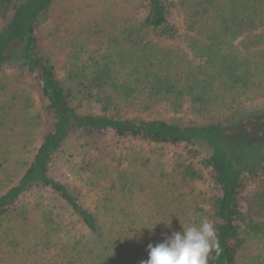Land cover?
Wrapping results in <instances>:
<instances>
[{
    "label": "trees",
    "instance_id": "obj_1",
    "mask_svg": "<svg viewBox=\"0 0 264 264\" xmlns=\"http://www.w3.org/2000/svg\"><path fill=\"white\" fill-rule=\"evenodd\" d=\"M111 1L100 4L99 28L46 30L56 0H0V72L18 46L19 74L48 124L29 160L0 147V255L40 264L55 248L48 264H140L162 233L206 219L222 249L208 264H264L259 244L246 254L252 240H264V156L251 155L264 151L252 145L255 133L264 139V0ZM16 91L0 104V126L32 104ZM166 110L188 119L159 116ZM73 135L177 153L169 171L159 160L146 169L151 159L133 155L128 165L143 167L112 166L109 192L89 207L49 174ZM12 153L18 159L9 165ZM167 174L172 186L206 183L204 204L132 198L133 187L152 188ZM159 221L171 229L145 227Z\"/></svg>",
    "mask_w": 264,
    "mask_h": 264
},
{
    "label": "rangeland",
    "instance_id": "obj_2",
    "mask_svg": "<svg viewBox=\"0 0 264 264\" xmlns=\"http://www.w3.org/2000/svg\"><path fill=\"white\" fill-rule=\"evenodd\" d=\"M102 1L104 0H56L46 19V25H48L46 30L54 29V26L63 25L70 26L73 29H76L75 27L77 26L88 30L99 28L94 26V21L101 11L102 7H100V4ZM111 2L116 5L123 4L122 0H113ZM104 28L107 31V27ZM111 29L113 31L114 28ZM18 49V46H16L12 50V59L4 65L0 72V104L7 100L9 95L15 90L20 91L23 96L29 97L32 104L24 114L15 116V123L11 122L13 120L11 118V121H4V124L0 126V147L12 151L17 147L20 153L22 151L25 152V158L29 160L36 151L40 138L48 128V124L43 121L39 101L36 99L34 89L31 88L29 77H23L19 74L17 67L19 65ZM3 85L4 88H2ZM36 116L38 117L35 118ZM159 116L175 122L180 118L188 119L186 114L168 112L167 110ZM31 118L34 119L30 120ZM260 133L261 131L254 135V137L258 138L257 140L250 138V140L255 139L252 145L258 150L259 148L262 150L264 147V139H261ZM84 139V141L78 140L76 135L68 139L62 148L63 151L56 156L49 168V174L54 179L67 185L69 190L75 193L78 198H82L81 200L85 201L89 207L91 206L92 198H98L109 192L108 181L111 176L110 169L112 166L116 169L118 165L120 170L127 169L128 171L134 170V167L137 166L143 167V165H133L132 168L128 165L129 158L133 155L142 160L151 159V162L146 165V169L154 166V160H159V165L163 166L165 171H169L168 165L171 164L174 154L177 153L174 152V148L171 146L135 141L119 142L112 135L103 137L86 135ZM81 142L84 143L83 147L80 145ZM12 144L14 145L12 146ZM251 155L256 156V158H253V162L258 161L264 156V151L261 153L251 152ZM17 159L18 155L12 153L11 162L8 164H14ZM142 160H139V162H142ZM21 164L19 167H21ZM165 177H167L164 179L166 182L161 181L158 184H154L152 188L133 187L132 198H140L149 202L151 198H183L185 196V198H204L201 201V204H204L205 198L208 197L209 193V187L206 183L191 182L185 186H176V184L172 186V183L171 185L167 184L168 181H171V175L167 174ZM15 182L16 179L13 180V183ZM40 192L43 193L42 191ZM29 196L32 198L34 195ZM251 243L252 246L246 254L252 253L256 244H259L261 249L264 248V240H252ZM251 243L249 242L250 245ZM56 254L57 249L55 248L44 250L40 256L43 257L40 264H48V259L53 258ZM14 258L15 256L9 254V252L2 253L0 255V264H31L30 261H21L19 257ZM126 261L128 264L132 262L130 257ZM243 262L244 259H242L241 264Z\"/></svg>",
    "mask_w": 264,
    "mask_h": 264
},
{
    "label": "clouds",
    "instance_id": "obj_3",
    "mask_svg": "<svg viewBox=\"0 0 264 264\" xmlns=\"http://www.w3.org/2000/svg\"><path fill=\"white\" fill-rule=\"evenodd\" d=\"M160 222L171 229V222L164 221L145 227L154 231ZM162 236L161 242L147 245L148 258L141 260L140 264H208L209 256L213 251L217 256L222 251L216 230L206 219L199 225L193 224L187 227L181 223L180 231L172 230L170 234L162 233Z\"/></svg>",
    "mask_w": 264,
    "mask_h": 264
}]
</instances>
